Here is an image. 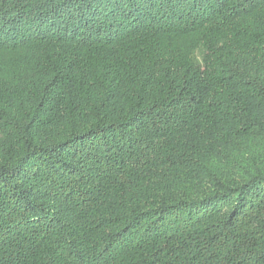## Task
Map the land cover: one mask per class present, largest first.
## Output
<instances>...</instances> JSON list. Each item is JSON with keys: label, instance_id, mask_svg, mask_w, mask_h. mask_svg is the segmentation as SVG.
Returning a JSON list of instances; mask_svg holds the SVG:
<instances>
[{"label": "trees", "instance_id": "obj_1", "mask_svg": "<svg viewBox=\"0 0 264 264\" xmlns=\"http://www.w3.org/2000/svg\"><path fill=\"white\" fill-rule=\"evenodd\" d=\"M0 264H264V0H0Z\"/></svg>", "mask_w": 264, "mask_h": 264}]
</instances>
